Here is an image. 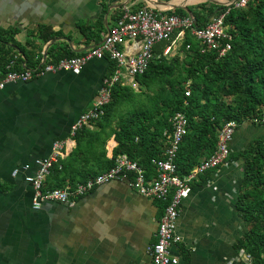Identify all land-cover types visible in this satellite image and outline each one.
Wrapping results in <instances>:
<instances>
[{"label":"crops","instance_id":"crops-1","mask_svg":"<svg viewBox=\"0 0 264 264\" xmlns=\"http://www.w3.org/2000/svg\"><path fill=\"white\" fill-rule=\"evenodd\" d=\"M226 1L0 0V63L15 56V69L19 63L34 68L50 59V45L54 52L80 54L102 38L123 3L199 10L200 4ZM49 31L58 34L43 40ZM109 68L108 59H94L78 74L47 73L0 90V264H141L148 259L146 247L155 240L163 202L136 193L128 184L131 174L98 185L71 204L44 201L38 209L31 207V187L23 179L53 140L67 137ZM263 135L264 123L255 127L244 121L229 152ZM114 145L109 136L102 146L105 157ZM24 164L29 167L23 169ZM242 165L240 157L227 156L181 199L175 219L181 241L169 248L176 264H242L235 246L245 226L234 207Z\"/></svg>","mask_w":264,"mask_h":264},{"label":"trees","instance_id":"trees-1","mask_svg":"<svg viewBox=\"0 0 264 264\" xmlns=\"http://www.w3.org/2000/svg\"><path fill=\"white\" fill-rule=\"evenodd\" d=\"M198 7L199 10L176 7L168 12L180 16L189 12L194 26H201L208 15L227 9L214 3ZM223 24L230 34V47L222 57L217 58L210 51L201 52L187 31L178 48L180 60L176 56H161L165 42L156 44L146 69L135 77L146 92H136L119 83L111 86L103 113L89 122L90 127L80 126L73 132L71 151L51 165L44 186L64 187L84 181L111 167L118 154L135 161L146 176H152L149 160L161 156L165 145L163 132L170 131L169 118L175 111L183 112L186 119V132L174 157L180 176L213 151L216 130L223 122L234 120L238 127L244 121L260 119L264 114V0H249L239 8L229 6ZM79 31L83 33L82 26ZM56 34L57 31H49L42 39ZM46 52L53 61L78 54L68 49L54 52L51 45ZM109 62L110 73L113 65ZM221 96L232 100L225 101ZM109 136L115 145L107 158L102 146ZM228 156L243 161L234 207L247 230L235 247L250 255V264H264V135L251 138L245 148L229 152ZM208 172L207 169L198 175V183Z\"/></svg>","mask_w":264,"mask_h":264},{"label":"built area","instance_id":"built-area-1","mask_svg":"<svg viewBox=\"0 0 264 264\" xmlns=\"http://www.w3.org/2000/svg\"><path fill=\"white\" fill-rule=\"evenodd\" d=\"M249 0H232L223 2L225 7H243ZM217 12L207 16L200 26H194L191 15L169 13L171 9H158L148 5L134 6L131 2L123 3L114 15L113 24L106 30L102 38L80 54L61 57L56 60H41L34 68L19 66L15 69L16 57L7 58L0 64V90L7 84L17 81L24 82L47 73L58 71L78 74L82 67L94 59H108L112 62L111 72L103 76L92 102L76 120L69 126L66 138L51 142L49 152L34 160V171L24 176L31 187L30 204L38 209L44 201L71 204L76 198L83 196L98 185L112 180L121 179L131 174L128 184L139 195L150 200L163 202L162 211L158 217L155 240L146 247L148 259L141 264H176L177 257L170 253V246L181 241L177 235L175 219L181 199L185 198L191 188V182L205 170L213 169L224 162L229 153V143L236 130L234 120L223 122L216 130V141L213 151L205 158L195 163L188 173L178 175L174 157L179 142L186 132V119L181 111H175L169 118L170 131L163 132L165 145L160 157L151 158L149 163L154 174L146 176L144 169L124 154L113 158L111 167L102 170L84 181L72 186L45 187L44 182L49 168L57 163L72 143L71 136L80 126L90 127V121L103 113V106L108 102L110 88L116 83L134 87L135 77L144 72L149 60L154 56V47L160 42L165 44L160 49L161 56L170 55L175 51V44L182 41L184 33L193 37L201 52L210 51L216 57H222L230 47V34L223 24V15L227 11ZM185 48L188 47L186 44ZM184 94H188L185 86ZM251 123L264 122V114L260 119L254 118ZM28 164L22 165L27 169ZM15 173V169L12 170ZM236 255L242 264H250V255L238 248Z\"/></svg>","mask_w":264,"mask_h":264},{"label":"rangeland","instance_id":"rangeland-1","mask_svg":"<svg viewBox=\"0 0 264 264\" xmlns=\"http://www.w3.org/2000/svg\"><path fill=\"white\" fill-rule=\"evenodd\" d=\"M175 47H176L175 51L173 50L172 52H170V55H167L166 57H167V58H172V57L176 56L177 59L180 60V59H181V52H180V50L178 49V48H179L178 43L175 44ZM169 56H170V57H169ZM128 86H129V85H128ZM130 88H131L133 91H136V92H140V91L146 92V90H144L143 87L138 86L137 83L135 84L134 87H131V86H130ZM140 97H142V96H140ZM221 98H222L223 100H225V101H231V100H232L230 97H224V96H221ZM252 123H253V122H252ZM259 124H260L259 122H258V123H253V126L256 127V126H258ZM261 124H262V123H261ZM254 137H258V136H254ZM246 228H247V227L245 226V230H247ZM250 261H251V260H250Z\"/></svg>","mask_w":264,"mask_h":264},{"label":"water","instance_id":"water-1","mask_svg":"<svg viewBox=\"0 0 264 264\" xmlns=\"http://www.w3.org/2000/svg\"><path fill=\"white\" fill-rule=\"evenodd\" d=\"M229 1H232V0H229ZM174 7H171V8H166V9H173ZM182 8H185V7H182ZM188 12V11H187ZM188 15H190L189 14V12H188ZM53 40V39H52ZM52 40H51V42H52Z\"/></svg>","mask_w":264,"mask_h":264}]
</instances>
